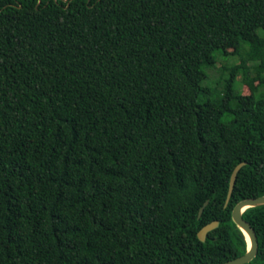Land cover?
<instances>
[{
	"label": "trees",
	"instance_id": "16d2710c",
	"mask_svg": "<svg viewBox=\"0 0 264 264\" xmlns=\"http://www.w3.org/2000/svg\"><path fill=\"white\" fill-rule=\"evenodd\" d=\"M262 195L264 0H0V264H222Z\"/></svg>",
	"mask_w": 264,
	"mask_h": 264
},
{
	"label": "water",
	"instance_id": "95a60500",
	"mask_svg": "<svg viewBox=\"0 0 264 264\" xmlns=\"http://www.w3.org/2000/svg\"><path fill=\"white\" fill-rule=\"evenodd\" d=\"M244 164L245 162H241L237 164L232 171L230 182H229L227 198L225 201V206H227L229 202V199H230L233 187H234V183L237 177V173ZM206 204H207V201L204 203V205ZM261 205H264V195L243 199L239 201L233 207L232 212H231V217H232L233 222L236 224V226L245 235V239L247 241V250L243 255L236 257L222 264H246L250 262L256 256L257 250H258L257 236L252 226L243 218V212L247 208L261 206ZM202 210H203V206L200 208L198 216L201 214ZM217 225H218V221H212L206 224L205 226H203L198 231V234H197L198 238L201 241H204L206 239L207 233L211 231L212 229H214Z\"/></svg>",
	"mask_w": 264,
	"mask_h": 264
},
{
	"label": "rangeland",
	"instance_id": "374dc122",
	"mask_svg": "<svg viewBox=\"0 0 264 264\" xmlns=\"http://www.w3.org/2000/svg\"><path fill=\"white\" fill-rule=\"evenodd\" d=\"M221 61V62H220ZM217 62L216 66L211 68L208 71V80H207V84L209 86L213 85L216 81L215 79H219L221 78L222 74L221 71L219 70L220 66L224 63V64H229V63H233L236 61V58H228L226 60H220ZM241 90L243 93L247 94L249 92V90L247 89V87L245 85H241Z\"/></svg>",
	"mask_w": 264,
	"mask_h": 264
}]
</instances>
